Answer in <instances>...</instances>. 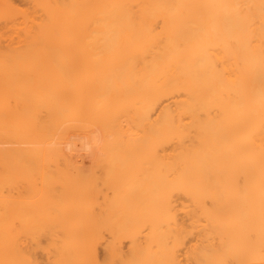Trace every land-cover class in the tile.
Returning a JSON list of instances; mask_svg holds the SVG:
<instances>
[{"label":"bare ground","instance_id":"1","mask_svg":"<svg viewBox=\"0 0 264 264\" xmlns=\"http://www.w3.org/2000/svg\"><path fill=\"white\" fill-rule=\"evenodd\" d=\"M264 262V0H0V264Z\"/></svg>","mask_w":264,"mask_h":264},{"label":"rangeland","instance_id":"2","mask_svg":"<svg viewBox=\"0 0 264 264\" xmlns=\"http://www.w3.org/2000/svg\"><path fill=\"white\" fill-rule=\"evenodd\" d=\"M257 264H264V262H261V263H257Z\"/></svg>","mask_w":264,"mask_h":264}]
</instances>
